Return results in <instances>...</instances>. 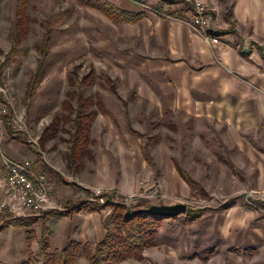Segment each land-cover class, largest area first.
<instances>
[{
  "label": "rangeland",
  "instance_id": "1",
  "mask_svg": "<svg viewBox=\"0 0 264 264\" xmlns=\"http://www.w3.org/2000/svg\"><path fill=\"white\" fill-rule=\"evenodd\" d=\"M154 2L150 8H138L152 16L156 15L151 7L159 4L165 11H170V4L179 10L189 8L179 0ZM206 2L214 31L234 37L227 47L251 51L248 60L259 80L242 82L249 94L233 97L231 108L190 114L166 101L162 79L152 84L147 81L150 75L135 62L134 55L119 54L116 27L99 12L75 1L28 0V34L15 46L17 53L10 54L9 32L18 0H0V84L9 104V116L0 125V197L4 158L30 160L46 177L51 196V209L25 219L0 213V227H4L0 262L21 264L28 260L29 248L39 259L37 243L41 237H48L51 249L59 250L60 245L51 242L53 216L83 201L107 205L102 210L107 215L114 206L135 211L186 205L185 214L161 222L154 247L145 249L140 259L119 264H264V62L260 56L264 45L254 42L248 28L235 21L234 0ZM260 27L258 32L264 31ZM47 34L51 40L44 77L27 101V84L39 64V49ZM89 74V80L83 82ZM78 97L101 101L107 112L99 113L94 106L89 109L97 116L88 134V155L80 167L68 161L75 118L71 109L76 110ZM56 118L59 122L53 137L44 136ZM134 142L140 143L154 172V182L136 193L121 195L115 189L99 188L106 194L100 200L92 192L97 187L70 189L60 182L61 178L85 186L102 176L97 170L104 163L122 157L120 143L130 147ZM11 154L18 158L12 159ZM177 170L193 185L184 183ZM65 191L71 195L59 197ZM130 196L135 201L126 203ZM68 199L74 204L66 206ZM196 214L199 219L192 220ZM76 264L88 262L80 257Z\"/></svg>",
  "mask_w": 264,
  "mask_h": 264
},
{
  "label": "crops",
  "instance_id": "2",
  "mask_svg": "<svg viewBox=\"0 0 264 264\" xmlns=\"http://www.w3.org/2000/svg\"><path fill=\"white\" fill-rule=\"evenodd\" d=\"M106 1L119 10L145 14L143 19L131 24H114L105 19L118 29L119 54L124 57L134 55L135 62H140L145 67L143 69L146 75H150L148 76L150 80L147 81L151 84L155 80L162 79L166 88V101L172 107L178 109L181 106L190 114L201 113L203 110L215 112L223 106L231 108L233 97L249 94V89L243 83H254L259 80L256 68L248 60L251 51L227 47V44L234 39L231 34L215 31L214 34L221 38L222 44L212 51L192 33L187 24L190 19L189 8L182 13L183 9L179 10L174 4H170V11L163 10L160 4L154 7L159 8L163 14H167L166 12L176 14L168 18L154 11L156 16L147 15L139 10L138 6L143 5L150 8L149 5L156 3L154 0ZM234 4L235 21L248 28L254 42L264 45V31L258 32L261 30L260 26L264 29V2L234 0ZM242 51L246 54H242ZM147 81L144 80L145 85ZM151 93L155 94L156 91L152 90ZM118 148L122 157L111 159L110 163H104V167H99L97 170L99 175L107 174L108 177L98 176L85 186L77 185L83 190L97 187L115 189L121 195H132L142 186L154 182V172L142 155L140 143L134 142L130 147L120 143ZM11 155L12 159L18 158ZM105 160L109 161L107 158ZM109 164H113L114 168ZM1 169L3 172V165ZM168 176L170 177L169 172ZM77 192L81 194V191ZM64 193L59 196L57 192L58 195H56L65 197L64 199L71 195V193L66 194V191ZM76 197L79 195L77 194ZM68 200L70 202L66 206L74 204L72 199ZM106 215L107 212L100 211L99 213H79L70 218L62 217L59 220H53L52 225L55 224L53 225L55 227L50 230L51 242H57L60 245L59 250L70 241L99 243L106 233L102 225Z\"/></svg>",
  "mask_w": 264,
  "mask_h": 264
},
{
  "label": "trees",
  "instance_id": "3",
  "mask_svg": "<svg viewBox=\"0 0 264 264\" xmlns=\"http://www.w3.org/2000/svg\"><path fill=\"white\" fill-rule=\"evenodd\" d=\"M57 2H67L71 0H56ZM77 5L86 9H93L103 15L106 19L114 24H131L136 23L144 18V13H130L119 10L110 5L106 0H72ZM28 0H18L15 19L10 27L9 39L12 44L10 54H16L17 50L15 46L20 44L26 39L28 34V26L30 19L26 14V5ZM156 14H163L159 8H152ZM185 10L181 12L184 13ZM164 16L170 18L176 14L166 12ZM49 33V31H48ZM51 37L46 35L42 46L39 49L40 61L39 64L30 78L27 84L26 100L29 101L36 92V88L40 84L44 77V61L49 55V44ZM242 54H246L242 51ZM261 59L264 62V53L260 51ZM90 74L83 78V82L89 80ZM90 83V82H89ZM88 83V84H89ZM77 108L71 112H75V118L73 120L74 130L70 141V153L68 161L75 163L76 167H80L83 159L88 155L89 130L91 124L97 116L95 110H90L92 106L96 107L99 113H103V106L101 101L93 103L90 99L77 98ZM88 109V110H87ZM106 112V111H104ZM107 113V112H106ZM6 119V118H5ZM54 124L48 128L43 135L46 137H53L55 127L59 120L56 118ZM48 134V135H47ZM43 138V136L41 137ZM18 142L25 144L24 141L18 140ZM45 172V171H44ZM180 178L188 186L193 185V182L182 174L180 170H177ZM60 182L69 187H74L82 190L75 183H67L60 178ZM107 205L99 206L88 202H79L76 205H72L66 208L65 212H55L54 219L59 220L62 217H72L79 213H99ZM199 219L196 214L192 220ZM165 220L160 217L150 216L148 214H136L134 210L128 211L121 206H114L112 212L107 215L102 225L106 230L103 240L99 243L92 244L89 242L79 243L76 241H70L63 249L52 250L50 239L48 237H41L37 243L38 256L36 259L32 250L29 248V258L27 261L21 264H76L80 257H83L88 264H119L129 259H140L142 252L150 247L156 245V233L160 227L161 222ZM35 222V221H34ZM34 222L30 223L33 224ZM4 230V227H0V232ZM30 236L28 242H31ZM30 246V244H29ZM0 264H4L0 262Z\"/></svg>",
  "mask_w": 264,
  "mask_h": 264
},
{
  "label": "built area",
  "instance_id": "4",
  "mask_svg": "<svg viewBox=\"0 0 264 264\" xmlns=\"http://www.w3.org/2000/svg\"><path fill=\"white\" fill-rule=\"evenodd\" d=\"M189 7L190 19L188 27L212 51L219 47L221 38L214 34L210 8L206 0H179ZM248 51V50H247ZM9 116V104L6 100V90L0 84V125ZM33 143L36 144L34 141ZM1 178L2 194L0 197V213L12 219H25L51 209L50 192L46 177L37 172L30 160L14 161L3 159ZM93 195L103 200L105 193L101 189H93ZM135 199L130 196L125 202Z\"/></svg>",
  "mask_w": 264,
  "mask_h": 264
},
{
  "label": "water",
  "instance_id": "5",
  "mask_svg": "<svg viewBox=\"0 0 264 264\" xmlns=\"http://www.w3.org/2000/svg\"><path fill=\"white\" fill-rule=\"evenodd\" d=\"M186 208L187 207L185 204L160 205V206H151L147 209H138L135 210L134 213L148 214L150 216L160 217L163 219H172L185 214Z\"/></svg>",
  "mask_w": 264,
  "mask_h": 264
}]
</instances>
